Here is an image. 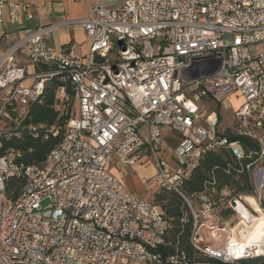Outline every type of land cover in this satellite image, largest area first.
<instances>
[{
  "label": "built area",
  "instance_id": "2783aa9c",
  "mask_svg": "<svg viewBox=\"0 0 264 264\" xmlns=\"http://www.w3.org/2000/svg\"><path fill=\"white\" fill-rule=\"evenodd\" d=\"M88 1L87 16L25 27L0 54V264H193L180 238L171 240L160 206L125 184L123 170L147 154L155 173L143 182L183 197L194 254L227 263L260 256L242 245L245 229L264 217V0ZM30 7L0 0V26L5 11L19 22L31 17ZM71 26L89 37L86 58L50 43L53 31ZM132 58L150 61L151 71L133 73ZM142 75L150 83L136 91ZM54 78L70 83L84 111L80 126L76 111L65 125L28 122L31 103ZM235 96L242 98L236 108ZM58 97L61 108L64 85ZM223 109L231 110L233 133L249 144L221 130ZM52 131L63 139L42 165L5 147ZM221 151L232 157L227 174L250 175L259 209L249 195L220 187L214 171L200 191L184 190L203 155ZM22 176L11 199L7 183Z\"/></svg>",
  "mask_w": 264,
  "mask_h": 264
},
{
  "label": "trees",
  "instance_id": "16d2710c",
  "mask_svg": "<svg viewBox=\"0 0 264 264\" xmlns=\"http://www.w3.org/2000/svg\"><path fill=\"white\" fill-rule=\"evenodd\" d=\"M43 68L48 69L47 65ZM64 85L67 96L74 98V92L69 82L63 83L58 78H54L46 85L44 97L40 100L31 103L28 113V122L33 124L44 123L50 127L65 125L71 116V111L63 113L60 108L58 97V89ZM75 99V98H74ZM71 109V107L69 108ZM228 135L231 139H241L245 145L249 144L246 137H240L228 130ZM63 139L61 131L49 136L32 137L26 134L22 139H12L5 142L6 148H12L22 153V161L28 165L38 164L42 165L50 153V151L58 146ZM231 155L227 151L221 152H206L200 159L199 165L193 172L192 176L187 179L183 188L191 194L200 191L207 178H209L212 171L218 181L220 187H226L230 192H237L243 195H255V187L251 181L248 173L239 176L231 173L227 174L224 171V165L227 161H231ZM25 178H12L7 183L8 195L11 199H16L25 184ZM154 202L157 203L163 211L165 218L169 222V231L171 240L180 238V243L190 255H192L198 264H264V255L242 258L234 263H227L221 260L204 257L201 254H194L189 242L187 241V234L193 225L192 215L184 201L183 197L173 191L167 189H159L154 193ZM183 218L187 222H183Z\"/></svg>",
  "mask_w": 264,
  "mask_h": 264
},
{
  "label": "crops",
  "instance_id": "0c3cea01",
  "mask_svg": "<svg viewBox=\"0 0 264 264\" xmlns=\"http://www.w3.org/2000/svg\"><path fill=\"white\" fill-rule=\"evenodd\" d=\"M18 2L28 1L31 4L30 15L31 17L24 15L19 22H13L8 11L4 12V23L0 26V54L6 48L15 43L23 35V29L25 27L37 28L40 26L51 25L70 19L82 18L88 15L91 2L88 0L84 1H75V0H14ZM104 3L117 4L120 0H102ZM50 43L57 50H70L73 49L76 52V55L80 58H86L89 54L90 40L87 36L85 30L81 26H71L63 27L57 29L51 33L49 36ZM24 62L27 63V60L24 59ZM145 158V156H144ZM144 158L141 162H138L136 165L140 167H149L152 166L155 171V165L152 162L145 163ZM135 167V165L133 166ZM120 167H117L116 171ZM124 171V181L126 169ZM146 177L141 178V182L145 185L146 188H150L153 193L159 190V187L155 184L147 186L143 180ZM142 197V194L139 192H132Z\"/></svg>",
  "mask_w": 264,
  "mask_h": 264
},
{
  "label": "bare ground",
  "instance_id": "6f19581e",
  "mask_svg": "<svg viewBox=\"0 0 264 264\" xmlns=\"http://www.w3.org/2000/svg\"><path fill=\"white\" fill-rule=\"evenodd\" d=\"M151 71V63L150 61L146 59H139V58H132V72L133 73H140V72H148ZM107 74H114V67H107ZM150 83V75H142L138 77V84H136V91H145V85H148ZM84 118V111L78 110V115L76 114V126H80V121H83ZM261 165H264V158H261ZM249 199L256 205V208L259 209V206L255 203V199L253 197H249ZM244 211L247 209L244 208ZM256 228L253 232H251V235L248 234L249 230L248 228L245 229V238L251 237L248 239H245V242H243L242 249L245 250V252H254L257 255H264V217L259 218L257 222L254 225ZM251 231V230H250ZM162 249L164 251H171V241L170 240H163L162 242ZM204 257H207V255H203ZM217 260L224 261V258H214ZM193 264H198L197 261L193 259Z\"/></svg>",
  "mask_w": 264,
  "mask_h": 264
},
{
  "label": "rangeland",
  "instance_id": "374dc122",
  "mask_svg": "<svg viewBox=\"0 0 264 264\" xmlns=\"http://www.w3.org/2000/svg\"><path fill=\"white\" fill-rule=\"evenodd\" d=\"M36 28V27H35ZM242 98L241 97H233L231 100V103L233 107H237L239 103H241ZM71 107V109H69ZM77 101L73 98L67 97L64 103L61 105V111L63 113H68V111L75 112L78 115V110H77ZM222 122H221V130L223 132H228V130L233 133L234 131V122H233V116L231 115V110L230 109H223L222 111ZM166 129L170 130V128L166 127ZM145 163H152V158L149 154H147L144 158ZM127 174L125 176V184L129 191L131 192H139V194H142V198L147 201H152L153 200V193L150 188H146L145 185L142 184L141 178L146 177V178H151L155 171L152 166L149 167H140L138 165H135V167H128L125 171ZM48 202H43V206L47 205ZM255 226L252 229L253 231L255 230ZM251 230V229H250ZM249 233L251 235L252 230ZM248 236V235H245ZM251 237H247L245 239H248ZM245 242V241H244Z\"/></svg>",
  "mask_w": 264,
  "mask_h": 264
},
{
  "label": "water",
  "instance_id": "95a60500",
  "mask_svg": "<svg viewBox=\"0 0 264 264\" xmlns=\"http://www.w3.org/2000/svg\"><path fill=\"white\" fill-rule=\"evenodd\" d=\"M233 204H234V206H236V205H237V203H236V201H235V200L233 201Z\"/></svg>",
  "mask_w": 264,
  "mask_h": 264
}]
</instances>
